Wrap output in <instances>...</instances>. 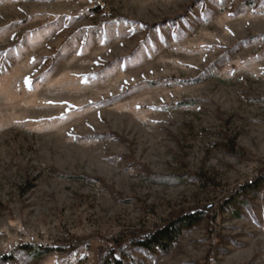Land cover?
<instances>
[{"label":"rangeland","instance_id":"374dc122","mask_svg":"<svg viewBox=\"0 0 264 264\" xmlns=\"http://www.w3.org/2000/svg\"><path fill=\"white\" fill-rule=\"evenodd\" d=\"M257 176L264 0H0V264H264Z\"/></svg>","mask_w":264,"mask_h":264},{"label":"trees","instance_id":"16d2710c","mask_svg":"<svg viewBox=\"0 0 264 264\" xmlns=\"http://www.w3.org/2000/svg\"><path fill=\"white\" fill-rule=\"evenodd\" d=\"M263 182L264 176H257L251 181L244 183L240 187L239 192L243 193L256 189ZM204 212L205 211L203 208H197L181 213L163 224L154 226L152 229L140 231L137 235H132L130 237L129 243L131 246H137L144 249L158 247L162 250H168L185 227L192 226L203 219ZM122 239L123 238H115L114 241L119 245V243L122 242ZM25 249H33L35 254L40 255L52 252L55 248L40 245L26 246ZM9 260H11V256L0 255V262ZM102 260L104 264H124L121 254H118L116 249H104L102 252Z\"/></svg>","mask_w":264,"mask_h":264},{"label":"snow or ice","instance_id":"6c2138e0","mask_svg":"<svg viewBox=\"0 0 264 264\" xmlns=\"http://www.w3.org/2000/svg\"><path fill=\"white\" fill-rule=\"evenodd\" d=\"M28 83H30V81H28Z\"/></svg>","mask_w":264,"mask_h":264}]
</instances>
